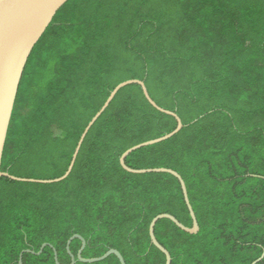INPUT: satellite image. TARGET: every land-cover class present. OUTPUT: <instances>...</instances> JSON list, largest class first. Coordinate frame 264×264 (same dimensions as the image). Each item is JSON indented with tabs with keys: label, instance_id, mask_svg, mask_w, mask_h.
<instances>
[{
	"label": "trees",
	"instance_id": "trees-1",
	"mask_svg": "<svg viewBox=\"0 0 264 264\" xmlns=\"http://www.w3.org/2000/svg\"><path fill=\"white\" fill-rule=\"evenodd\" d=\"M128 80L142 81L183 125L125 159L134 170H173L185 184L198 233L167 219L154 228L171 264H252L264 252V0L67 1L24 68L1 172L62 177L85 127ZM175 128L129 85L87 132L66 179L0 178V264L44 244L70 264L74 235L84 259L113 249L125 264H165L149 225L168 214L192 226L180 184L166 173H127L119 158ZM80 247L69 245L75 264H85ZM22 264H55L53 250L23 253ZM92 264L120 263L110 255Z\"/></svg>",
	"mask_w": 264,
	"mask_h": 264
},
{
	"label": "water",
	"instance_id": "water-1",
	"mask_svg": "<svg viewBox=\"0 0 264 264\" xmlns=\"http://www.w3.org/2000/svg\"><path fill=\"white\" fill-rule=\"evenodd\" d=\"M69 0H0V166L1 159L4 150V145L6 141L7 131L18 91V87L24 72V68L28 61V58L39 41L45 30L51 24L54 16L57 11ZM129 85H138L143 93L146 101L158 112L171 116L176 121V128L169 134L164 135L158 139L150 140L139 145H136L127 151H125L119 158V164L121 168L130 174H149V173H166L174 178L180 184L184 202L186 208L189 212L192 226L187 228L179 223L173 216L168 214H161L156 216L149 225V237L151 244L156 247L165 257V264H171V257L168 251L163 248L156 240L154 235V228L156 223L161 219L170 220L178 229L181 231L195 235L199 231V226L195 217V214L192 210V207L189 203L187 191L185 184L179 174L170 169L158 168V169H141L134 170L126 166L125 159L132 152L139 150L141 148L152 146L155 144L162 143L174 135H176L182 128L183 125L179 117L171 112L160 108L149 96L146 87L142 81L139 80H128L118 86H116L113 91L110 93L109 97L100 108V110L94 115L88 125L85 127L77 146L72 155L70 164L60 178L54 180H35V179H24L11 176L7 173H3L0 170V178H7L12 181L17 182H28V183H37V184H52L63 181L70 174L74 162L76 160L77 154L80 150L81 144L93 126L97 119L102 115L106 110L109 104L112 102L116 94L124 87ZM77 239L81 242V247L77 253V261L85 264H92L103 261L110 255H114L120 264H125L122 256L118 251L110 249L102 257L93 258V259H84L81 256L82 251L85 248V241L82 237L78 235L72 236L66 244V251L70 256V264H75V258L70 253L69 245L72 240ZM45 247H50L54 253L55 264H59L57 259V252L48 244L41 246L38 253L33 251L26 250L23 251L18 260V264H22V254L30 253L32 255H40ZM264 257V252L260 258L254 261L252 264H257Z\"/></svg>",
	"mask_w": 264,
	"mask_h": 264
}]
</instances>
